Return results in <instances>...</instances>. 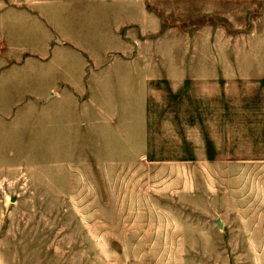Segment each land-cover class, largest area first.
Wrapping results in <instances>:
<instances>
[{
  "label": "rangeland",
  "instance_id": "1",
  "mask_svg": "<svg viewBox=\"0 0 264 264\" xmlns=\"http://www.w3.org/2000/svg\"><path fill=\"white\" fill-rule=\"evenodd\" d=\"M35 1L23 0L24 18L8 16L5 40L0 33V264H264V159L205 158L206 137L225 142L220 154H247L243 109L255 101L232 95L226 138L213 123L223 112L213 98L193 102L159 80L152 111H119L120 65L98 45L81 0ZM148 7L162 31L173 25L170 42L181 49L183 41L184 54L206 55L211 36L224 44L212 53L264 57V0L236 2L212 31L202 22L213 18L197 8ZM51 29L76 47L46 50ZM160 44L143 53L156 57ZM90 52L108 60L84 64ZM199 107L197 136L187 119ZM190 150L193 160L179 158Z\"/></svg>",
  "mask_w": 264,
  "mask_h": 264
},
{
  "label": "crops",
  "instance_id": "2",
  "mask_svg": "<svg viewBox=\"0 0 264 264\" xmlns=\"http://www.w3.org/2000/svg\"><path fill=\"white\" fill-rule=\"evenodd\" d=\"M49 1L51 0H37L35 3L46 4ZM247 1L249 0H81L80 9L84 14L91 16L96 32L100 31L99 38L101 42H97L98 45L107 46V58L112 64L114 63V66L120 65L118 69L116 68L117 72H119L116 77L118 82H120L118 95H124V98L120 99V101L118 100L117 110L130 112L136 109L142 112H146V110L152 111L150 96L158 88L157 84L153 88L152 83L159 80V83L162 82L161 87L163 85L168 87L167 91L169 94L175 93L178 96L181 93L191 94L193 102H195V99L200 102L201 96L213 98L217 102L215 106H218V109L221 107L223 110L215 118L218 119L217 123L214 121L213 123L220 128L219 134L226 138L229 133L225 128L231 126V118L228 116L230 114L226 112V107L230 110L232 95L247 96L246 98L249 97L248 99L255 102L244 104L245 108L243 111L247 117L243 118L244 127L241 132L246 137L249 136L247 143L252 145L255 143L256 146L255 144L249 147L246 146L245 151H247V154H220V151H229L225 142L221 144L219 140L206 137L205 158L207 160L227 158L264 159V146L260 141V137L264 136V102H262L264 100V57L259 58V55L246 54L233 61L229 55L222 54L221 50H219V54L212 53L213 50L224 44L222 40L212 39L211 36L210 40L204 42L209 47V52L207 51L206 55L184 54L183 47L185 44L183 41L181 49L173 48L175 44L170 42L169 31L173 29V25L165 26L162 31V22L158 18L156 11L148 7L165 8L166 10L168 9L166 12L171 11V14L173 8L170 9L169 7L181 4L189 6V8H197L202 16L213 18V22H209L206 17L202 22L204 26L207 25L202 28L212 31L223 29L217 27L216 24L223 26L226 23L225 20L229 21V16L233 12V4ZM23 3V0H17V7L11 10L8 6L0 7V33L2 32L3 40H5L4 32L6 33L9 27L8 16L17 15L24 18L25 9L22 6L24 5ZM121 3H124V6H120ZM79 7H76V9H79ZM122 7L123 10H121ZM29 13L31 14L32 12L29 11ZM33 14H36V12ZM46 14L49 15L50 13ZM5 15L7 18H5ZM257 23H261L264 27V7L262 17ZM87 29L92 31L91 28ZM156 34H159L160 40L154 41L151 36H156ZM67 38L60 37L55 30L51 29L47 38L46 50L53 51L57 46L66 45L76 47ZM3 40L0 39V46H6ZM212 40L214 41L213 44ZM157 42H161L159 46L164 48V51L162 50L156 57H154L155 55L143 53V47L147 45L153 46ZM137 46L136 53H126L129 49ZM246 46L247 44H245ZM260 46L261 50H258V53L262 52L264 55V44L262 43ZM34 53L37 54L36 52ZM85 55L86 58L85 56L81 58L84 64H97L100 61L108 60H105L106 58L97 53L94 55L90 52ZM104 61L102 64L105 63ZM234 62L241 64L240 70H233ZM83 68H86L85 65ZM114 99L117 104L116 98ZM226 100L228 101L226 102ZM252 106L255 107V111L248 110V107L251 108ZM198 110L197 114L187 119V123H190L193 128L198 127L196 132L193 130L196 135H200V124H203L201 122L200 107ZM248 111L256 114L248 118ZM146 125L148 128V123ZM190 125L187 124L188 127ZM192 142L195 149V143L193 140ZM147 147H150L148 138L144 153L147 152V157L150 158L151 156L148 154L149 148L147 150ZM188 148L191 149L190 147ZM226 148L227 150H225ZM180 157L181 159L193 160L195 155L193 150H190L188 154Z\"/></svg>",
  "mask_w": 264,
  "mask_h": 264
},
{
  "label": "water",
  "instance_id": "3",
  "mask_svg": "<svg viewBox=\"0 0 264 264\" xmlns=\"http://www.w3.org/2000/svg\"><path fill=\"white\" fill-rule=\"evenodd\" d=\"M217 226H220V222H217Z\"/></svg>",
  "mask_w": 264,
  "mask_h": 264
}]
</instances>
